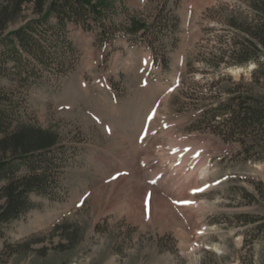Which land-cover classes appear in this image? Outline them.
I'll list each match as a JSON object with an SVG mask.
<instances>
[{
  "label": "rangeland",
  "instance_id": "obj_1",
  "mask_svg": "<svg viewBox=\"0 0 264 264\" xmlns=\"http://www.w3.org/2000/svg\"><path fill=\"white\" fill-rule=\"evenodd\" d=\"M52 1L0 0V37L44 16L56 25ZM87 1V24L67 31V74L30 88L1 81L0 161L40 132L57 146L48 194L0 226V264H264V161L248 160L241 138L226 140L220 119L203 116L232 95L264 102V80L241 78L234 63L253 52L245 32L257 24L254 0ZM256 139L245 141L256 144L253 157L264 148ZM179 141L189 146L176 155ZM158 148L182 173H198L182 201L197 209L193 222L137 189L167 173L150 155Z\"/></svg>",
  "mask_w": 264,
  "mask_h": 264
},
{
  "label": "trees",
  "instance_id": "obj_2",
  "mask_svg": "<svg viewBox=\"0 0 264 264\" xmlns=\"http://www.w3.org/2000/svg\"><path fill=\"white\" fill-rule=\"evenodd\" d=\"M253 5L257 24L245 32L250 38V41H245V45L253 52L243 55L245 58L240 55L238 60H242L234 63L237 69L243 70L241 78L249 73L252 79L264 80V0H254ZM92 10L87 0H54L50 12L57 17L56 25L50 27V16H44L0 37V85L3 79H8L17 82L22 88H30L39 85L38 80L49 72L67 74L70 64L68 58L74 52L67 41L69 24H87L84 19L91 15ZM44 29L52 35L43 33ZM203 114L209 121L220 119L219 125L224 127L222 134L226 140L241 138L248 160L264 161V148L253 157L250 154L256 144L248 145L245 142L251 137L255 142H258L257 136L264 137V102L253 97L232 95L216 102ZM3 120L0 112V133L7 131ZM39 134L41 139L37 143L25 147L21 154L9 160L0 161V182H7L0 191V201H5L0 204V226L27 212L32 195L48 194L49 186L44 176L56 164L53 153H56L57 143L52 135ZM23 170L27 173L17 178V174Z\"/></svg>",
  "mask_w": 264,
  "mask_h": 264
},
{
  "label": "bare ground",
  "instance_id": "obj_3",
  "mask_svg": "<svg viewBox=\"0 0 264 264\" xmlns=\"http://www.w3.org/2000/svg\"><path fill=\"white\" fill-rule=\"evenodd\" d=\"M239 71V70H238ZM236 71L235 73L238 74L239 72ZM153 141V140H152ZM151 143V142H150ZM159 141L157 139H155L154 143H152L151 145H158ZM175 144V143H174ZM170 146V145H169ZM187 146V149H188V146L189 144H187L186 142L184 141H179L178 143H176V146L174 147V150H175V153L176 155L177 154H181L180 151H182L185 147ZM191 146V145H190ZM167 147V146H166ZM199 148V147H198ZM198 148H193V149H197ZM136 149V148H135ZM200 149V148H199ZM198 149V150H199ZM186 150V148H185ZM136 151V150H135ZM148 151V150H147ZM152 151V150H150ZM195 151V150H194ZM195 151V153H197ZM202 151V150H200ZM173 152V151H172ZM175 153H173V155H175ZM202 154L201 155V158L199 159L198 161V165L201 164L203 166H206L207 163H209V159L207 160V157H204L205 155H203V153L205 152H201ZM147 155V154H146ZM152 155L153 158H155V163L156 165H158L159 167H165V170L167 171V173L164 175V176H157V172L159 171H156L155 174L153 175V186H150L145 178H142L143 181L142 183L137 187L139 193L141 196H143L144 192L146 190L152 192L155 196L154 200H157L158 202H160V204L162 205H169L173 210H175L177 212V219H181V218H187L191 220V222L194 221L193 219V214L195 213L194 211L197 210L195 209V207H191L190 205L186 204V203H183L182 201L183 200H186L187 198H189L190 196H188V191L189 190H192V192L194 191V189L198 188L199 187V180H198V177L197 176V172H189V174H185V173H182V171H180L178 169V166L176 167L175 165L173 164H168V161L167 159L170 157L167 155V152L165 153L164 152V149L163 148H158V150L154 153V154H150ZM172 155V157H173ZM198 155V154H197ZM199 155V156H200ZM148 156V155H147ZM193 156H196L194 153H193ZM149 157V156H148ZM151 157V158H152ZM186 158V157H184ZM145 159V157L143 158ZM173 159V158H172ZM151 160V159H150ZM176 160V158H175ZM195 160V159H194ZM148 161H149V158H148ZM174 161V160H172ZM144 162V161H143ZM152 163H153V160H152ZM175 163V162H174ZM177 163V162H176ZM196 163V162H195ZM142 164V163H141ZM191 164V163H190ZM145 166L148 165L147 162L144 163ZM197 165V166H198ZM149 166V165H148ZM202 166V167H203ZM158 167V168H159ZM167 167V169H166ZM200 167V166H199ZM198 167V168H199ZM140 168V167H139ZM162 169V168H159V170ZM164 169V168H163ZM203 172L205 173L206 171H208V167H205L203 168ZM198 170V169H197ZM149 171V170H148ZM151 171V170H150ZM165 171V172H166ZM184 171V170H183ZM152 172L154 173L153 169H152ZM162 172V170H161ZM199 172V171H198ZM151 174V172L149 173V175ZM202 174V173H201ZM149 175L147 176V178L149 177ZM152 175V174H151ZM157 176V177H156ZM206 176V175H205ZM140 177V175H139ZM127 179V178H126ZM149 179V178H148ZM151 179V178H150ZM137 180V179H135ZM202 182V181H201ZM123 182H121V185H124L122 184ZM139 183V182H138ZM117 185V183H116ZM138 185V184H137ZM201 186V185H200ZM199 190V189H198ZM146 194V193H145ZM191 194V193H190ZM152 195V194H151ZM194 196V195H193ZM141 200H142V197H141ZM151 201V200H150ZM175 201H178V204H172V202H175ZM140 202H134V201H131L130 202V206L134 207L136 210H143L140 206H139ZM142 204V203H141ZM148 205V204H147ZM143 206V205H142ZM161 207V206H160ZM167 207V206H166ZM195 209V210H194ZM138 210V211H139ZM174 211V212H175ZM137 212V211H136ZM165 212V211H164ZM172 213V212H171ZM141 214V213H140ZM164 215V214H163ZM181 217V218H180Z\"/></svg>",
  "mask_w": 264,
  "mask_h": 264
}]
</instances>
